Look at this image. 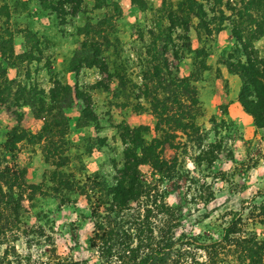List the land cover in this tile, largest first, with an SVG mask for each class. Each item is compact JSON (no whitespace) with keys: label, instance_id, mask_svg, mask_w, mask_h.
<instances>
[{"label":"rangeland","instance_id":"1","mask_svg":"<svg viewBox=\"0 0 264 264\" xmlns=\"http://www.w3.org/2000/svg\"><path fill=\"white\" fill-rule=\"evenodd\" d=\"M78 1L0 0V164L38 187L18 215L32 232L0 235V264H39L52 250L99 264L89 240L102 215L84 192L119 180L121 138L134 142L139 180L174 209L183 264H206L209 252L233 264L222 230L264 202V126L242 111L239 79L216 60L246 56L264 69V32L255 37L261 30L237 15L245 0ZM92 48L97 63L69 72ZM56 85L76 89L78 101L53 104ZM148 145L173 166L160 179L142 157ZM128 206L127 221L138 212Z\"/></svg>","mask_w":264,"mask_h":264},{"label":"trees","instance_id":"2","mask_svg":"<svg viewBox=\"0 0 264 264\" xmlns=\"http://www.w3.org/2000/svg\"><path fill=\"white\" fill-rule=\"evenodd\" d=\"M77 7L75 6L74 11ZM242 8L237 11V15L245 17L252 22L254 28L261 30L255 37L261 36L262 31L264 32V0H245ZM230 10H233L231 6ZM235 39L241 42L237 34ZM91 50L92 53L88 56L90 60L88 57L73 56L69 62V72L76 73L83 64L87 67L94 66L97 63L98 49ZM228 57L218 58L216 63L224 67L227 74L239 79L241 88L237 102L242 111L252 118L253 126L262 128L264 126V83L261 78L264 75V69L259 66V62L250 60L246 56H244V62L231 61ZM205 68L208 69V66L203 67ZM78 98L79 92L76 89L72 90L69 86L56 85L49 91L50 101L53 104L57 102L60 109L69 108L74 101H78ZM37 111L42 113L46 110L38 107ZM80 114L81 118L86 119L85 112L81 111ZM20 140H22L21 137ZM121 142L127 146L123 151L122 168L117 170L119 180L115 185L104 186L105 191L103 187L101 188L103 185L93 184L97 190L91 187L84 192L87 201L96 199L89 202L90 210L102 215H99L97 221L93 223L89 249H96L99 264H183L185 250L182 248V239H175L172 233L174 221L177 220L174 209L163 202L162 197L157 194V185L145 184L139 180L138 158L133 152L134 147L129 148L134 142L126 138H121ZM155 148L157 147L146 146L142 157L149 164L152 174L158 175L160 179L163 171L171 170L173 166L159 158L154 152ZM23 175V170L11 167L7 163L0 164V235L9 233L14 238V232L21 235L32 232L19 222L18 215L22 210V200L27 197V201H31L38 187L26 185ZM102 198L110 199L105 202L101 200ZM129 201L136 203V212H138L127 221L122 213L130 208ZM139 210H141V216ZM256 225L264 226V202L250 207L244 219L238 214L234 215L223 228L221 241L230 249L229 251L224 249V253L229 252L234 255L233 264H264V233L257 234L254 230ZM33 231L42 237L40 227L33 228ZM191 241L186 240L185 245H190ZM214 245L218 246L212 242L211 246ZM219 260L218 252L217 254L209 252L206 264H216ZM193 263L197 264L195 261ZM39 264H86V262L75 261L69 256H58L52 250L45 262Z\"/></svg>","mask_w":264,"mask_h":264},{"label":"crops","instance_id":"3","mask_svg":"<svg viewBox=\"0 0 264 264\" xmlns=\"http://www.w3.org/2000/svg\"><path fill=\"white\" fill-rule=\"evenodd\" d=\"M228 76H229V78H230L231 80L234 81V83H236V82H235V78H236L235 76H233V75H228Z\"/></svg>","mask_w":264,"mask_h":264}]
</instances>
